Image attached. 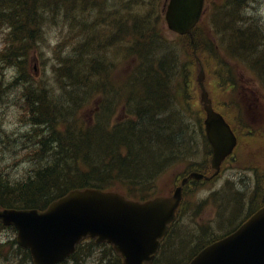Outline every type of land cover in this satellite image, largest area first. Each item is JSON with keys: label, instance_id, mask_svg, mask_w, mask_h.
I'll return each instance as SVG.
<instances>
[{"label": "trees", "instance_id": "trees-1", "mask_svg": "<svg viewBox=\"0 0 264 264\" xmlns=\"http://www.w3.org/2000/svg\"><path fill=\"white\" fill-rule=\"evenodd\" d=\"M75 5L88 9L86 12L83 9L84 11L77 15L80 27L73 28L71 48L61 59L63 63L54 71L60 79L57 89L59 92L54 94L60 98L61 108L66 111L69 108L76 109L80 104L77 96H71L80 93L81 87L86 85L88 90H97L96 94L102 97V104L104 103L103 116L106 119L99 118L98 124L93 127L88 125L86 128L82 127L83 124L58 122V117L54 115L55 110L49 109L51 106L44 101V104L37 105L29 102L31 99L38 101L48 96L53 98L52 93L43 85H32L29 75V60L36 50L35 45L39 41L36 39L40 38L37 20L44 12L47 13V10L71 11ZM100 5L98 0H0V19L6 20L8 30V44L6 42L4 46L0 45V64L12 62L13 66L19 69V75L15 79L21 80L20 94L23 92L28 103L25 109V114L29 116L27 119L35 123L40 122L45 127V130L35 137L42 143L37 146H41L38 155L42 157L34 159L33 169L27 178L18 183L13 182L14 184L0 182V204L4 206L41 209L48 201L74 186L114 187L123 184L126 195L135 197L139 194L146 198L149 191L154 189L158 171L166 165L161 164L163 158L160 155H165L164 161L169 162L167 165L171 166L195 156L190 153L199 142L190 148V143H183L182 140L186 139L185 136L190 140L197 138L196 131L193 128L185 134L179 126H187L182 112H179L184 108L180 104L179 93L184 94L189 84V66L187 68L186 62L184 64L180 53H177L176 45L168 39L162 25H159L158 11L156 13L151 7L154 11L152 17H134L135 22L142 23L133 25V21L127 26L124 24V18L123 21L119 18L122 14L116 11L128 4L119 1L114 12H106L110 7L104 3L105 7L101 11L103 15L86 16L87 12H95L94 9ZM140 7L141 9L134 10L140 14L147 12L145 3L140 4ZM227 8H221L219 18L214 17L213 34L219 36L225 51L250 63L264 77V52L257 53L253 49V43L258 42L257 38L262 39L259 30L246 31L235 16L238 11L234 10L228 14ZM88 27L90 28L86 31ZM193 35L186 36L184 50L187 51L188 47L187 52L190 51L189 47L195 46L202 53L218 50L215 42L198 33L197 29ZM1 75L0 70V77ZM25 81L29 82L27 89L31 92L22 90ZM66 94L69 95L64 98L63 95ZM65 100H70L71 103L67 102L66 106ZM178 100L176 105L180 104L179 108H175L172 102ZM115 103L119 108L126 106L128 112L120 118H112ZM183 103L186 106L187 101ZM246 117L252 119L247 113ZM172 119H177L180 124L169 129ZM67 122H70L69 118ZM159 127L167 132L164 138L160 136L162 132H158ZM80 130L84 137L78 138ZM95 133L97 140L102 143V150L96 155V159L94 155L91 159L90 154L85 153L83 148L91 150L92 145L99 147L97 142L92 141ZM128 155L137 160L129 165L134 166V170L126 167ZM146 158L147 165L144 162ZM121 161L124 165L122 167L125 168L121 167ZM167 165L164 170L168 168ZM132 177L141 178L140 190L130 186ZM146 185L151 188L145 190ZM258 191H255V197L264 203V197L262 198L260 191L257 194ZM26 255L28 258V253ZM111 260L99 262L121 264L120 259ZM183 260L179 264H184ZM163 264L175 263L174 260L168 259Z\"/></svg>", "mask_w": 264, "mask_h": 264}, {"label": "rangeland", "instance_id": "rangeland-1", "mask_svg": "<svg viewBox=\"0 0 264 264\" xmlns=\"http://www.w3.org/2000/svg\"><path fill=\"white\" fill-rule=\"evenodd\" d=\"M49 0H45V2H48ZM122 1V0H117ZM52 2V1H51ZM217 2V0H207V4ZM254 5V9L251 11V13L256 16L255 22L253 24H244L243 22H240L243 25V28L246 30L247 27L250 25L255 26L258 28V30L262 33L264 31V0H255L252 2ZM209 6V5H208ZM53 8V7H52ZM256 9V10H255ZM44 10V7L43 9ZM47 10V9H46ZM61 10V9H60ZM78 6L75 5L71 11L68 9L65 10V12H60L56 9H50L47 10V13H43L42 17L38 18L37 20V26L40 27L38 31V35H40L38 43L35 45L42 53L41 56L38 55L36 58L37 63V72H32L33 77H36L39 79L41 75V83L47 84L52 90L50 91L52 93L53 98H57V96H54V93L57 92V83L60 82L59 77L57 78L54 71L56 68L62 64L61 62L63 57L69 52V49L71 48V35L74 32V27H80V22L77 21L78 19ZM236 11L238 13L243 12V8H238ZM248 12V11H246ZM79 13V11H78ZM228 14L231 13L230 11L227 12ZM87 14V13H86ZM92 17L96 14L92 13ZM230 19L231 17L228 16ZM239 20V19H237ZM162 28L164 30V33L166 36L170 39L175 38L174 33L170 32L166 23L164 22L162 18ZM208 24V18L207 16H203V19L200 22V26L202 29L206 30V26ZM76 25V26H75ZM88 26V25H87ZM85 26V28L87 27ZM90 27L86 29L88 31ZM18 33V31H17ZM83 34V33H81ZM8 37V30L6 25V20L0 19V42H5V39ZM258 42L253 43V49L257 51V53H260L261 51L264 52V40L261 38H257ZM190 51L188 52V56L191 60H193L194 65L192 67V84H193V100L191 109L193 112H196L197 115H199V112L203 111V104L204 102L201 100L202 97V89L199 88L198 78L200 77V73L202 71V79L201 83L204 87V89L209 93L208 98H210L211 103L213 105H216L217 107L222 106L223 99L226 96H235L236 99L240 100L242 99L244 102H246L251 109V112L254 114L255 119H246L244 123H247L248 125H251L255 128V130L251 133H246L249 129L248 127L239 126L240 130L239 133L242 135L245 133L244 139V145L242 146L241 152L239 153L238 158L234 161L231 160L230 162H227L224 165L223 170L220 172V177L217 180H205L204 182L209 181L211 184H202L197 188H191L188 191V196L186 197V204L188 207L191 208V211L188 212V215L186 218H184L186 221L191 220V214L195 212L198 213L195 217L199 219V221H206L212 214H213V207H214V200L212 197L203 201V206L199 209V212L194 209L196 205V201L199 199H202L207 196L206 192L209 187H223L224 183V191L222 193V197L229 195L228 199L226 201L225 208L230 210L227 215V220L224 221V225H226L228 222L231 221V223H235L238 218H235L236 215L240 212V207L237 204H234L236 199H239L243 193L249 194V191L252 189L251 187V178H252V169H254L256 179L259 175V181L257 183L258 190L260 191V194L262 195V198L264 197V90L260 89V84L255 81L254 77L252 76L251 72L241 69L240 67H235L234 72L237 77V80L240 81L239 88L237 90H232V92L229 94L227 93V86L225 84V90L222 89L218 83H223V78L218 77L219 75L224 74V71H218L216 70L213 65L218 64L212 60H209L207 58V55L201 54L199 51H197L195 48L197 47H189ZM83 52V51H81ZM86 52H83L85 54ZM154 55V53L152 54ZM219 61V58L216 59ZM197 62H199L200 66H197ZM222 63V62H219ZM72 64V62H71ZM0 70L2 71L1 80H0V118L3 120L2 129H5L8 131L9 127H11L14 131L18 132V130H22L25 127H28L26 125L28 119L25 116V109L28 107V103L25 101V98L22 97L23 93L20 94V83L18 79H15V77H18L19 69L17 70L15 68V65L13 66L12 62H3L0 64ZM228 65L231 67L230 62ZM53 69V70H52ZM202 69V70H201ZM38 76V77H37ZM15 79V83L12 85V82L9 81L11 78ZM12 79V80H14ZM35 82L32 85H36L39 83V81L34 80ZM46 82V83H45ZM36 83V84H35ZM29 85V82L25 81L24 86L22 87V90L30 91L27 89V86ZM39 86V84H37ZM97 90H88V87L85 85L81 87L80 93H77L76 95L73 94L71 97L77 96L80 100V104L77 106L76 109L69 108L66 111H64L61 107L62 104L60 102V98L51 99L50 96L45 97L44 99H39L38 101L36 99H31L29 102L31 104L37 103H43L46 102V104L50 105L51 107L49 109H54L56 113V116L58 117V122H65L66 124H79L84 125L85 123V110L90 107L93 97ZM31 92V91H30ZM34 93V92H32ZM108 94V92L106 91ZM69 94L63 95L64 98H66ZM97 95V94H96ZM61 96V95H60ZM59 96V97H60ZM61 97V98H63ZM30 98V97H29ZM245 98V100H244ZM87 101H84L86 100ZM241 100V101H242ZM50 101L52 104H50ZM242 101V102H243ZM66 106L67 102L71 103L70 100H65ZM222 102V103H220ZM245 105V104H244ZM44 108V106H42ZM246 107V105H245ZM225 108V107H224ZM119 109V105L115 103L113 111H117ZM25 111V112H24ZM225 111L227 109L225 108ZM112 112V111H111ZM230 116L232 114L227 111ZM115 112L112 113V116H114ZM69 118L70 122H67V119ZM82 120H78V119ZM62 120V121H61ZM171 121V128H175V126H178L180 123L177 121V119H172ZM175 123V124H174ZM186 125L190 127V129H193L192 124L189 121H185ZM74 128V126H73ZM159 134L164 138L167 132L163 130L162 127H159ZM78 135V138L84 137V134ZM14 134V133H13ZM12 134V135H13ZM190 134V133H189ZM154 137V136H153ZM182 138V137H181ZM31 137L26 139H20L14 141L13 138H6L3 131H0V159L3 158L5 161L3 164L5 166L12 165V168L7 169L10 176L12 175L13 178L18 177L19 179H23L29 172H25L30 168L28 164L33 161V157L31 156V149L34 146V141L30 140ZM93 142H97L99 144V147L91 146V150H85L83 148V151L85 153H89V158L96 159V155L98 153H101V144L99 142V139L97 140V135H95L92 138ZM181 140V139H180ZM14 141V142H13ZM248 141H251V143L247 144ZM197 142H199L197 149L194 148V150L190 154H195V156L191 159L187 160H194L193 167L194 169H198V167H203V169L200 172H203L204 175L210 176V170L208 167L210 155L208 153V149H201L200 146V140L197 139ZM17 146V147H15ZM14 148V150H13ZM15 150H17L15 152ZM36 150V149H35ZM83 155V152L81 153ZM4 156V157H3ZM102 156V155H100ZM198 156V157H197ZM163 159L161 160V164H168L169 162L164 161L165 155H160ZM198 158V160L196 159ZM128 163L126 164V167L131 170H134V166H129L131 163L136 162L137 160L133 156H127ZM38 160V157L36 158ZM35 161V160H34ZM80 161V159H79ZM118 161V160H117ZM116 161V162H117ZM148 158L144 159L145 165H147ZM246 164H249L250 170H247V172L244 170L246 168ZM121 167L124 166L123 162H120ZM16 166V167H15ZM169 165H167L168 167ZM185 167V164H178L177 167L165 172L157 181V187H160L163 192H167L173 183L175 182V178L180 173V171ZM62 170L64 169L61 167ZM125 168V167H122ZM248 168V167H247ZM2 169V168H1ZM0 169V171H1ZM61 170V171H62ZM247 174V175H245ZM253 179V178H252ZM258 180V179H257ZM259 184V185H258ZM174 187V186H173ZM173 187L168 191V193L172 192ZM203 189V190H202ZM207 198V197H206ZM260 200V199H259ZM258 199H255V202H257ZM187 211V209H186ZM193 217V218H195ZM2 234V232L0 233ZM7 233H4L1 235V239L5 241L7 238H10L7 236ZM181 244V243H180ZM8 249H10V246H0V264H21L19 261H16L14 255H9ZM78 260L76 264H98L94 261H89V257L86 259L85 257L78 256ZM5 259V261L3 260ZM19 259V257H18ZM91 259V258H90ZM181 259V257L179 258ZM178 256H174L172 260H175L176 263L178 262ZM181 261H179L177 264H179Z\"/></svg>", "mask_w": 264, "mask_h": 264}, {"label": "water", "instance_id": "water-1", "mask_svg": "<svg viewBox=\"0 0 264 264\" xmlns=\"http://www.w3.org/2000/svg\"><path fill=\"white\" fill-rule=\"evenodd\" d=\"M202 3L203 0H170L168 26L179 33L189 32L200 16ZM205 108L208 139L213 146L212 166L218 168L234 136L210 105ZM190 176L200 177L195 173ZM179 199L180 188L172 197H158L144 204L126 201L116 193L76 190L53 202L46 212L6 209L0 210V219L17 226L18 240L30 247L34 264H52L53 259H60L51 254L53 240L69 248L67 231L77 237L87 232L105 235L124 256V264H143ZM191 264H264V206Z\"/></svg>", "mask_w": 264, "mask_h": 264}, {"label": "bare ground", "instance_id": "bare-ground-1", "mask_svg": "<svg viewBox=\"0 0 264 264\" xmlns=\"http://www.w3.org/2000/svg\"><path fill=\"white\" fill-rule=\"evenodd\" d=\"M253 1H255V0H227V7H228V9H229V11L231 13L234 12V10H237L238 8H243V12L240 13V14L238 13V15H235V16L238 17L237 19H240L244 24H253L256 21L255 20V17L256 16H254L251 13V11L254 9V5L252 3ZM158 6H159V0H154L153 3H152V8H153V10L156 11V13L158 11ZM134 9L135 8H132V7L128 6V5H125V6L121 7L120 10H117L116 12L119 13V14L120 13L122 14V15L119 16V18H120L121 21H123L122 18H124V24H126V25L128 23H132L134 21L133 20L134 17H139V16H143V15H147V16L152 17V15L154 13V11L151 8H147V12H145L144 14L137 13L136 10H134ZM122 11H125V13L124 12L122 13ZM246 11H248V12H246ZM140 22L141 21H138V22H135L134 21V24L133 25H135L137 23H140ZM127 26H129V25H127ZM100 38H101V36H100ZM112 50H113V47H112ZM10 82H12V85H13L15 83V80H12ZM42 85L48 89L47 91H51L52 90V88H50L47 84H42ZM58 85H57V87H59ZM57 92H59V91L57 90ZM55 95L56 94H54V96ZM178 102H179V100L172 102V104H175V108H179L178 106L180 104H182V103H180L179 105H176V103H178ZM184 108H182L181 111H179V112H182V116L184 117V121H189L192 124V122H195V120H194V115L195 114L193 113V111H190V110H187L188 111V114H185L184 113ZM25 116H26V118L29 117V116L27 117L26 114H25ZM169 116L172 117L174 115H169ZM2 122H3V120L0 118V131H3L4 132V134H5V136H6L7 139L8 138H13L14 141H16V140L26 139V138L31 137L30 140H33L34 141V146L31 149V151H32L31 156L33 157V161L30 162V164H28L30 166V168L27 171L25 169V172L26 173L29 172V173L23 179H19L18 180V177L13 178L12 175L10 176V174L7 172L8 171L7 169L12 168V165H10V166L3 165V162L5 161V159L4 158L2 160L0 159V169L2 168L1 171H0V182L3 181V182H6L7 184H14L13 182L18 183V181L24 180L25 178H27V176L30 174L31 170L33 169L34 159L37 158V157L38 158L39 157H42V156L38 155V150H39V148L41 146L40 147H37L38 145H40L42 143L40 141H38V139H36L35 137H38L40 135V133L43 130H45V127L42 126V123H40V122L35 123V122H33V121L30 120V121H27V123H26V125L28 127H25L22 130H18V132L14 131L11 127H9V129L7 131L5 129H2L3 128L2 127V125H3ZM179 126L184 131L185 134L188 133V132H190V127L189 126L182 127L181 124ZM82 127H85L86 128V125H82ZM178 138H179V136H178ZM185 138L186 139L185 140H182V142L183 143H185V142L190 143V148L192 147V145L193 146L196 145V143H197V139L196 138H194L193 140H190V138L189 137H186V136H185ZM15 147H17V146H15ZM49 149H50V147H49ZM13 150H14V148H13ZM16 151L17 150H15V152ZM180 155H182V154H180ZM0 157H2V156H0ZM165 167H166V165H163L162 168H161V170L158 171L157 175H160L164 171V168ZM132 178L133 179L130 180V186L133 187L134 189L140 190V180H141V178H137V179H134V177H132ZM218 178H219V175L216 174L215 175V180H217ZM147 185L145 187V190L151 188V186H147ZM227 196H229V195H227ZM1 235L2 234H0V244L3 245V246H10L11 247L10 250L8 251L9 252L8 254L9 255H12L13 254L16 260H18V257H19V259H22V260L25 261V259H24L25 258V254L20 249H18V246L12 245L11 238H7L5 241H3L1 239ZM81 250H82V256L85 257V258H88L89 257V261L90 260L91 261H94V262H98V261H102V260L112 261L111 259H115L112 256V254L107 249L101 248V247H97V246H95L92 243L87 244ZM81 250H80V252H81ZM184 251H185V247L182 244H180V242L178 240V236L176 234H174L173 237H172V239H171V241H170V243L167 245V247L165 249V254L164 255L169 256V255H171V254H173L175 252H181L182 253ZM3 260L5 261V259H3ZM4 264H5V262H4Z\"/></svg>", "mask_w": 264, "mask_h": 264}]
</instances>
